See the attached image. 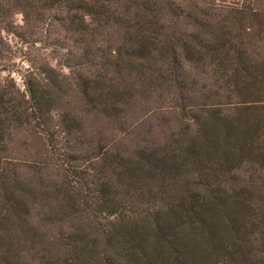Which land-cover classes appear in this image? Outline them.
<instances>
[{"label": "trees", "instance_id": "16d2710c", "mask_svg": "<svg viewBox=\"0 0 264 264\" xmlns=\"http://www.w3.org/2000/svg\"><path fill=\"white\" fill-rule=\"evenodd\" d=\"M0 264H264V0H0Z\"/></svg>", "mask_w": 264, "mask_h": 264}, {"label": "rangeland", "instance_id": "374dc122", "mask_svg": "<svg viewBox=\"0 0 264 264\" xmlns=\"http://www.w3.org/2000/svg\"><path fill=\"white\" fill-rule=\"evenodd\" d=\"M17 22L18 23H21L22 22V17L21 15L17 16ZM62 34H64V32L62 31ZM12 44L14 45V47H19L21 45V42H18L17 39L13 38V41H12ZM45 47V45H41L40 43H37L35 45V43L32 41V54L37 50V48L39 47ZM22 47H24L26 49V45H22ZM21 48V46H20ZM51 50V51H50ZM51 52L52 54L50 55V61L55 64L56 63V59L58 57V55L55 54V51H54V47L53 46H49L48 48V52ZM57 56V57H56ZM13 62H16V66L15 67H11L13 68L14 70H23V68L27 67L28 66V63L27 61L24 59L23 57V54L18 51V53H16V56L13 58ZM19 71H15L13 73V76L15 77L17 83L19 84V86L21 88H24V85H23V81H22V78L21 76L18 74ZM3 75H7V72H3ZM167 107L168 106V102L167 101H162L161 103H158V102H155V103H151L150 104V107L152 106V108H156L160 109L161 111V107ZM167 119H170V126L172 128H175L173 127L174 124L173 122L175 121L174 118L171 116V115H167L166 116ZM142 131H143V134H145V136L148 138V143L150 145H157L161 139V137L163 136V130L161 127L159 126H156L154 129H151L149 130L145 125L141 126L140 128ZM32 153H35L37 151H42L43 150L41 149V146L38 144V143H35L34 142V147L32 148ZM50 166V165H49ZM48 166V167H49ZM43 171H47L46 173H54V176L52 177H55V175L57 174V170L55 169H50V168H45V170ZM45 173V172H44ZM46 175V174H45ZM47 185V188H46V193H47V196L44 195V198H43V201H45V203H50V204H61V203H64L65 201V196H64V192H63V186L62 183H56L54 182L53 180H50V179H47V178H44V180H39L37 179V176L35 175V172L32 171V190H37L39 193H43L41 189H36V187H39L38 185Z\"/></svg>", "mask_w": 264, "mask_h": 264}]
</instances>
